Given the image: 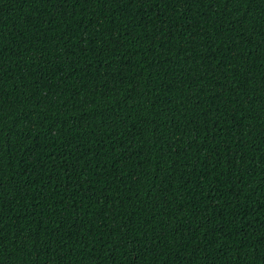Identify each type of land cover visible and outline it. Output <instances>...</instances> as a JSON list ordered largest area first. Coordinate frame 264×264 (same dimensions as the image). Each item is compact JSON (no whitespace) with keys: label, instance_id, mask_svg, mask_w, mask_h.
<instances>
[{"label":"trees","instance_id":"trees-1","mask_svg":"<svg viewBox=\"0 0 264 264\" xmlns=\"http://www.w3.org/2000/svg\"><path fill=\"white\" fill-rule=\"evenodd\" d=\"M0 264H264V0H0Z\"/></svg>","mask_w":264,"mask_h":264}]
</instances>
